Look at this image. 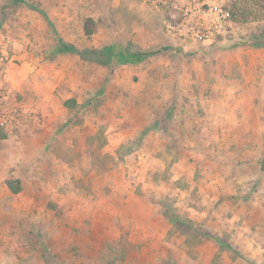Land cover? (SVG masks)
<instances>
[{
	"label": "rangeland",
	"instance_id": "rangeland-1",
	"mask_svg": "<svg viewBox=\"0 0 264 264\" xmlns=\"http://www.w3.org/2000/svg\"><path fill=\"white\" fill-rule=\"evenodd\" d=\"M213 1L240 21L199 43L141 0H0L5 86L42 117L0 138V264H264V0Z\"/></svg>",
	"mask_w": 264,
	"mask_h": 264
},
{
	"label": "built area",
	"instance_id": "built-area-1",
	"mask_svg": "<svg viewBox=\"0 0 264 264\" xmlns=\"http://www.w3.org/2000/svg\"><path fill=\"white\" fill-rule=\"evenodd\" d=\"M154 7L169 8L165 20L167 33L191 42H215L226 31L228 13L213 0H141ZM8 58L4 45L0 46V125L5 133L17 138L37 130L42 117L30 102L18 100L5 86L3 62Z\"/></svg>",
	"mask_w": 264,
	"mask_h": 264
},
{
	"label": "trees",
	"instance_id": "trees-1",
	"mask_svg": "<svg viewBox=\"0 0 264 264\" xmlns=\"http://www.w3.org/2000/svg\"><path fill=\"white\" fill-rule=\"evenodd\" d=\"M15 1V0H14ZM25 2V1H23ZM32 8H36L34 5H31ZM225 9L228 13V19L230 21H235L238 22L240 21V18L238 17L235 8L232 4H228L225 6ZM93 24L94 21L92 18H87L84 23V33L86 36H90L92 34L93 30ZM255 44L260 43L256 42ZM262 44V43H261ZM55 53H69V54H75L77 55L82 61H92L101 65H107L110 66L112 63H120V62H129L132 61V58L130 57L129 54H124L121 53L119 56L116 57L114 55V47L111 45H104L102 47H77L72 43H68L64 41L61 38H57L55 49H54V54ZM75 101L73 99H66L63 101V105L67 108H70L73 106V103ZM5 131L3 127L0 125V138H5ZM16 184L13 185L12 182H7V186L9 190L12 193H17L19 191V184L18 181L14 182Z\"/></svg>",
	"mask_w": 264,
	"mask_h": 264
},
{
	"label": "crops",
	"instance_id": "crops-1",
	"mask_svg": "<svg viewBox=\"0 0 264 264\" xmlns=\"http://www.w3.org/2000/svg\"><path fill=\"white\" fill-rule=\"evenodd\" d=\"M249 54L246 56V57H248L247 59H248V62H249V64H251V65H253V63H254V56H253V52H251V51H249L248 52ZM246 57H243V58H240V57H238V62H239V64H238V68H239V70L241 71V73H242V75H244V70H245V58ZM259 63H260V61H259ZM249 73H251L250 71H248ZM247 72V73H248ZM245 74L246 76H249L248 74ZM258 74V73H257ZM257 74H255V75H257ZM222 75V74H221ZM244 75V76H245ZM253 75V74H252ZM254 76V75H253ZM259 75H257L256 77H258Z\"/></svg>",
	"mask_w": 264,
	"mask_h": 264
}]
</instances>
